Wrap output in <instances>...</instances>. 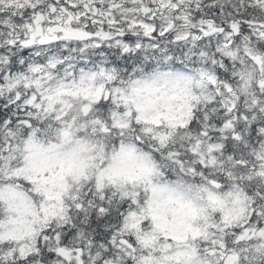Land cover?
Wrapping results in <instances>:
<instances>
[{
	"label": "snow or ice",
	"instance_id": "1",
	"mask_svg": "<svg viewBox=\"0 0 264 264\" xmlns=\"http://www.w3.org/2000/svg\"><path fill=\"white\" fill-rule=\"evenodd\" d=\"M0 264H264V0H0Z\"/></svg>",
	"mask_w": 264,
	"mask_h": 264
}]
</instances>
